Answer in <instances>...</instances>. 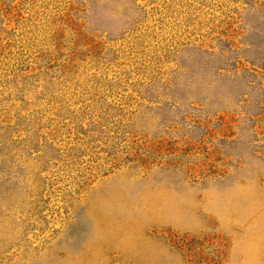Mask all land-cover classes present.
<instances>
[{
    "label": "rangeland",
    "instance_id": "374dc122",
    "mask_svg": "<svg viewBox=\"0 0 264 264\" xmlns=\"http://www.w3.org/2000/svg\"><path fill=\"white\" fill-rule=\"evenodd\" d=\"M0 264H264V0H0Z\"/></svg>",
    "mask_w": 264,
    "mask_h": 264
}]
</instances>
